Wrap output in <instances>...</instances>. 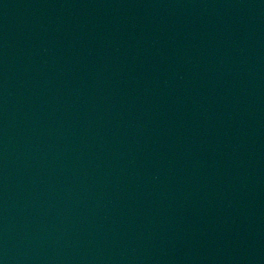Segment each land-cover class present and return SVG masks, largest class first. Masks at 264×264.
Instances as JSON below:
<instances>
[{
	"label": "water",
	"instance_id": "obj_1",
	"mask_svg": "<svg viewBox=\"0 0 264 264\" xmlns=\"http://www.w3.org/2000/svg\"><path fill=\"white\" fill-rule=\"evenodd\" d=\"M0 264H264V0H0Z\"/></svg>",
	"mask_w": 264,
	"mask_h": 264
}]
</instances>
